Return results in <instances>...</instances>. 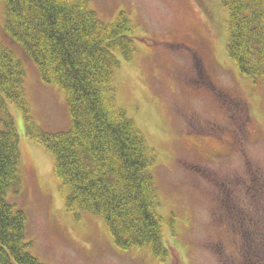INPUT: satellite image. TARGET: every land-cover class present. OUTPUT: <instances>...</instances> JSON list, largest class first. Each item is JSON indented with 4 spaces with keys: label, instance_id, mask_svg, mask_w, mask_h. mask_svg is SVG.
<instances>
[{
    "label": "rangeland",
    "instance_id": "1",
    "mask_svg": "<svg viewBox=\"0 0 264 264\" xmlns=\"http://www.w3.org/2000/svg\"><path fill=\"white\" fill-rule=\"evenodd\" d=\"M88 2L103 22L123 12L135 26V53L113 83L117 107L156 153L149 171L165 222V264H253L258 253L264 264V85L241 76L226 55L220 0ZM3 25L0 0V44L23 61L33 124L67 130L64 92L40 81ZM9 112L22 191L7 202L26 216L25 251L41 264H161L146 246L118 250L100 217L66 211L53 156L26 137L21 113Z\"/></svg>",
    "mask_w": 264,
    "mask_h": 264
},
{
    "label": "trees",
    "instance_id": "2",
    "mask_svg": "<svg viewBox=\"0 0 264 264\" xmlns=\"http://www.w3.org/2000/svg\"><path fill=\"white\" fill-rule=\"evenodd\" d=\"M2 2L6 39L20 48L40 81L64 92L69 127L47 133L33 124L23 61L0 44V264H41L25 251V214L7 202L9 193L22 191L19 135L9 106L21 113L26 137L53 156L66 211L100 217L118 250L146 246L165 264V222L149 171L156 153L117 107L113 83L120 62L135 53V26L123 12L113 23L103 22L88 0ZM220 5L227 11L226 55L241 76L264 85V0H220ZM259 256L253 264H263Z\"/></svg>",
    "mask_w": 264,
    "mask_h": 264
}]
</instances>
